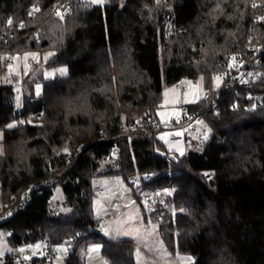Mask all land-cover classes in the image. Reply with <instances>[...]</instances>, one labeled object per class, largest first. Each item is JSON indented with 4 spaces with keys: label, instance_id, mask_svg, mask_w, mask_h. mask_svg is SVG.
I'll use <instances>...</instances> for the list:
<instances>
[{
    "label": "trees",
    "instance_id": "16d2710c",
    "mask_svg": "<svg viewBox=\"0 0 264 264\" xmlns=\"http://www.w3.org/2000/svg\"><path fill=\"white\" fill-rule=\"evenodd\" d=\"M57 1L0 0V27L9 19L25 26L0 41V69L14 54L51 52L21 76L20 109L15 82L0 81V209L29 194L0 218L9 245L73 239L65 261L79 264V243L101 238L108 264H135L132 239H104L91 210L92 178L120 175L156 197L171 191L152 215L169 251L189 264H264V82L229 87L262 8L255 0H70L68 13L54 15ZM260 38L264 45V26ZM261 60L264 72V53ZM61 66L64 76L44 77ZM216 74L223 80L212 90ZM182 78H201L208 90L188 108L210 134L168 158L157 152L161 126L147 123L156 122L163 86ZM131 123L143 128L122 134ZM56 185L68 212L52 207Z\"/></svg>",
    "mask_w": 264,
    "mask_h": 264
},
{
    "label": "rangeland",
    "instance_id": "374dc122",
    "mask_svg": "<svg viewBox=\"0 0 264 264\" xmlns=\"http://www.w3.org/2000/svg\"><path fill=\"white\" fill-rule=\"evenodd\" d=\"M93 4H104L107 0H86ZM51 52L26 51L14 54L7 61L1 62L0 81H14L15 107L21 108L22 88L21 76L30 70V67L39 61H45ZM64 66L54 69H46V79L55 76H64ZM223 80V75L216 74L211 81L212 90L217 89ZM207 89L201 78L191 80L182 78L174 85H164L159 106L155 110L154 120L157 126H161L155 137L161 144L157 152L168 158L182 156L186 146L191 140L205 139L210 131L200 118H195L184 129L178 124L182 119V109L194 105L207 93ZM36 95L41 93V82L35 84ZM9 123L7 126H11ZM2 137L0 131V139ZM2 146L0 144V153ZM111 162V161H110ZM109 161L101 163V169H105ZM147 175L143 176L146 179ZM134 183V186L131 185ZM92 200L91 210L93 215L103 218L105 223L100 227V234L106 240L130 238L134 244L133 257L135 264H189L192 258L178 252H170L165 242L161 239L157 224L152 215L158 202H162L171 191L162 189L161 195L149 189H141V180L135 178H123L120 175H100L92 178L91 182ZM151 200V202H149ZM52 207L57 211L68 212L64 204V195L60 185L53 187L51 197ZM1 207V205H0ZM2 208V207H1ZM1 211V209H0ZM43 242H36L30 245L12 247L7 242L3 233L0 232V257L11 253L23 259L35 258L37 250H42ZM57 248V257L52 264H66L65 258L59 256V250L67 251V245L63 244ZM102 240L95 242H80L78 245L79 264H108L101 255ZM32 250V255L27 251Z\"/></svg>",
    "mask_w": 264,
    "mask_h": 264
},
{
    "label": "built area",
    "instance_id": "2783aa9c",
    "mask_svg": "<svg viewBox=\"0 0 264 264\" xmlns=\"http://www.w3.org/2000/svg\"><path fill=\"white\" fill-rule=\"evenodd\" d=\"M71 4L70 0H59L56 2L55 6L52 8V14L57 15L62 10L68 9ZM253 5L259 6L262 8L261 12L257 13L255 20L257 26H252L251 30L255 31V34H247L246 39L249 42V52L247 55L240 56L231 66L230 70V80L229 87H250L256 86L264 82V72L259 68L262 62V55L264 53V45L262 39L260 38V30L264 26V0H255ZM25 26L21 23L15 24L11 19H9L5 26L0 27V41L6 43L10 36H14L16 33L22 31ZM234 107V106H233ZM195 117V112L189 108L182 109V119L178 123L183 129L188 125ZM147 125L157 126L154 122H148ZM143 125L140 123H131L124 125L122 127V134H126L133 130H138ZM37 184H34L33 187H36ZM29 198L28 191H24L23 197L16 203L13 208H3L0 211V218L14 213L17 208H20L24 205L26 200ZM151 202V200H149ZM105 223L103 218L98 219V224L96 230H99L102 224ZM75 240L69 239L66 243L67 251L59 250V256L67 259L74 248ZM32 250H28L27 254L32 255ZM58 253L57 248H53L49 245L45 246L43 250H37L35 253V258L23 259V257H18L13 255L9 259L5 260L4 258L0 259V264L14 263V264H31L32 261H35L37 264H52L53 260L56 259Z\"/></svg>",
    "mask_w": 264,
    "mask_h": 264
},
{
    "label": "water",
    "instance_id": "95a60500",
    "mask_svg": "<svg viewBox=\"0 0 264 264\" xmlns=\"http://www.w3.org/2000/svg\"><path fill=\"white\" fill-rule=\"evenodd\" d=\"M70 10L69 9H66L65 11H64V13L66 14V13H68Z\"/></svg>",
    "mask_w": 264,
    "mask_h": 264
},
{
    "label": "crops",
    "instance_id": "0c3cea01",
    "mask_svg": "<svg viewBox=\"0 0 264 264\" xmlns=\"http://www.w3.org/2000/svg\"><path fill=\"white\" fill-rule=\"evenodd\" d=\"M98 219H101V218H98Z\"/></svg>",
    "mask_w": 264,
    "mask_h": 264
}]
</instances>
